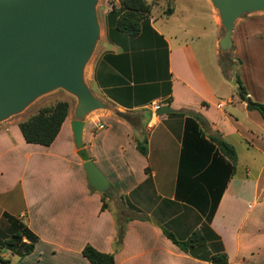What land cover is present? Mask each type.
<instances>
[{"label": "crops", "instance_id": "1", "mask_svg": "<svg viewBox=\"0 0 264 264\" xmlns=\"http://www.w3.org/2000/svg\"><path fill=\"white\" fill-rule=\"evenodd\" d=\"M120 1L103 5L101 39L85 69L88 87L106 108L85 119L82 142L111 184L109 209L102 210L103 196L89 187L78 156L72 132L77 102L68 101V117L49 147L25 141L19 123L26 119H9L0 124V240L12 233L4 214L39 240L23 258L7 250L0 256L11 264H91L83 255L90 245L114 254L115 264H212L199 250L183 252L163 232L185 241L208 225L211 253L220 241L229 264H264V120L240 99L234 77L250 100L264 105V12L235 23L225 70L223 26L210 0H173L164 15L186 16L190 36L197 29L193 20L208 16L214 59L202 34L178 40L153 19L141 36L111 41L107 16ZM156 105L173 112L158 116ZM210 136L236 149L234 174ZM137 140H146V157ZM117 213L131 218L119 247Z\"/></svg>", "mask_w": 264, "mask_h": 264}, {"label": "water", "instance_id": "2", "mask_svg": "<svg viewBox=\"0 0 264 264\" xmlns=\"http://www.w3.org/2000/svg\"><path fill=\"white\" fill-rule=\"evenodd\" d=\"M225 34L223 58L233 49L235 23L264 12V0H210ZM99 0H0V124L23 113L37 99L64 90L75 97L72 132L89 187L111 191L108 179L83 147L85 119L106 106L85 81V69L101 39ZM173 111L163 106L158 116Z\"/></svg>", "mask_w": 264, "mask_h": 264}, {"label": "trees", "instance_id": "3", "mask_svg": "<svg viewBox=\"0 0 264 264\" xmlns=\"http://www.w3.org/2000/svg\"><path fill=\"white\" fill-rule=\"evenodd\" d=\"M171 10L167 11V14ZM151 14V7L146 3L145 0H121L120 8L115 7L107 16L108 21V34L111 41H118L119 38H137L142 35L144 29L149 27V18ZM233 50V49H232ZM232 52V51H231ZM221 57V63H225L230 60L228 55L223 58ZM236 84L238 86V95L242 101L247 102L249 110L258 111L264 120V105L256 103L250 100L247 96V90L243 83L236 78ZM70 104L68 101L59 100L52 105L44 106L38 110V112L28 119L19 123L21 133L28 144L41 145L45 147L51 146L59 135L61 128L68 117ZM190 117L196 118L203 128L208 126L206 120L198 114L193 112L185 113ZM181 113V115H185ZM210 141L214 143L219 151L231 162L232 174L235 173L236 162H237V151L236 149L220 138L219 136H210ZM137 150L143 156L148 155V147L146 140H137ZM146 172L150 174V170ZM226 185V183H225ZM224 185V187H225ZM112 192L102 194L103 206L102 210L109 209V204L106 201L111 198ZM216 206H214V209ZM4 218L8 221L11 226V236L1 241L0 240V251L7 250L12 254L23 258L34 252L36 244L38 243V237L33 234L28 227L19 219L4 214ZM117 225H118V238L116 246L119 247L122 244L125 226L131 220V218L125 217L122 213L116 214ZM164 235L177 247H179L185 253H193L194 251H201L205 254L204 261L212 264H229L228 256L219 241V249L214 253H211L207 249V245L211 243V240L207 236L211 229L208 225L202 227L198 232L192 233V235L185 241L179 240L175 235L166 229H163ZM215 248L214 245H212ZM84 257L91 264H115L114 254H104L97 251L92 246L88 245L83 250ZM0 264H11L9 260H5L0 256Z\"/></svg>", "mask_w": 264, "mask_h": 264}, {"label": "rangeland", "instance_id": "4", "mask_svg": "<svg viewBox=\"0 0 264 264\" xmlns=\"http://www.w3.org/2000/svg\"><path fill=\"white\" fill-rule=\"evenodd\" d=\"M107 0H99L98 4V18L100 25H103V21L105 18L104 15V7L103 5L105 4ZM149 6H151L152 12L150 14L149 21L152 20L154 23L155 27L159 30H167L172 32L178 37V40H184V38H189L191 39V36L194 34H202L203 35V41L202 44L204 45L205 48H207L210 51V58L214 59L215 57L213 56V43H214V36H213V31H214V26L211 21V19L208 16H201L193 20V23L196 24L197 29L195 31H192L191 36L189 34H186L185 27H187V23L184 21V17L180 13H177L176 15L172 17H168L167 15H164V12L168 11L170 8L174 7V2L173 0H160L159 2L156 3L155 7H153V0H145ZM179 4H182L181 1H177ZM224 34L225 30L223 28ZM223 34V36H224ZM232 53V52H231ZM228 55V57H231ZM229 61H226L223 63V69L229 70ZM227 67V68H226ZM235 80L237 77V74H234ZM238 90V89H237ZM59 100H67L73 105L77 102L75 97H72V95L68 94L64 90H57L54 93L45 95L39 99H37L33 104H31L23 113L12 117L11 119L14 118H21V119H28L30 116L36 114L38 110L44 106L52 105L55 102ZM133 215H136L135 213H132ZM18 219V218H17ZM20 220V219H19ZM21 221V220H20Z\"/></svg>", "mask_w": 264, "mask_h": 264}, {"label": "built area", "instance_id": "5", "mask_svg": "<svg viewBox=\"0 0 264 264\" xmlns=\"http://www.w3.org/2000/svg\"><path fill=\"white\" fill-rule=\"evenodd\" d=\"M160 108H161L160 106L156 105V106L154 107V110H155V111H158ZM99 128H100V129H103L104 126L101 125V126H99Z\"/></svg>", "mask_w": 264, "mask_h": 264}]
</instances>
